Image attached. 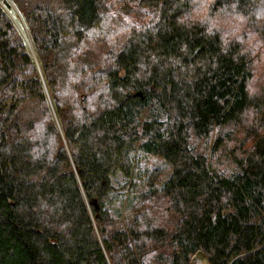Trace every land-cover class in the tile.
<instances>
[{
	"label": "trees",
	"instance_id": "16d2710c",
	"mask_svg": "<svg viewBox=\"0 0 264 264\" xmlns=\"http://www.w3.org/2000/svg\"><path fill=\"white\" fill-rule=\"evenodd\" d=\"M197 254L264 264V0H0V264Z\"/></svg>",
	"mask_w": 264,
	"mask_h": 264
},
{
	"label": "rangeland",
	"instance_id": "374dc122",
	"mask_svg": "<svg viewBox=\"0 0 264 264\" xmlns=\"http://www.w3.org/2000/svg\"><path fill=\"white\" fill-rule=\"evenodd\" d=\"M224 17V16H223ZM223 17H222V19H223ZM215 19L218 21V24H221V23H219V15H217V16H215ZM229 20H231V16L229 15V18H228ZM224 20V19H223ZM229 20H227V21H225L224 23H223V25L225 26V25H229ZM238 20V19H237ZM195 258H198L199 260H201V261H203V263L204 264H208L207 263V260L202 256V255H200V254H197V255H195L194 257H193V259H192V261H191V264H194V259Z\"/></svg>",
	"mask_w": 264,
	"mask_h": 264
},
{
	"label": "bare ground",
	"instance_id": "6f19581e",
	"mask_svg": "<svg viewBox=\"0 0 264 264\" xmlns=\"http://www.w3.org/2000/svg\"><path fill=\"white\" fill-rule=\"evenodd\" d=\"M194 264H204V263H203V261L199 260L198 258H195Z\"/></svg>",
	"mask_w": 264,
	"mask_h": 264
},
{
	"label": "water",
	"instance_id": "95a60500",
	"mask_svg": "<svg viewBox=\"0 0 264 264\" xmlns=\"http://www.w3.org/2000/svg\"><path fill=\"white\" fill-rule=\"evenodd\" d=\"M136 96H140V94H139V93H137V94H136Z\"/></svg>",
	"mask_w": 264,
	"mask_h": 264
}]
</instances>
